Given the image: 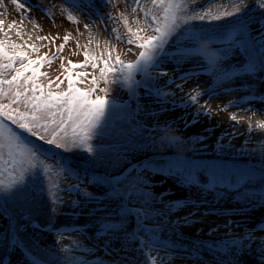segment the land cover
I'll return each mask as SVG.
<instances>
[{
  "label": "rangeland",
  "instance_id": "374dc122",
  "mask_svg": "<svg viewBox=\"0 0 264 264\" xmlns=\"http://www.w3.org/2000/svg\"><path fill=\"white\" fill-rule=\"evenodd\" d=\"M17 2L25 9L12 0L0 5L6 51L16 44L32 60L47 57L34 65L45 95L67 92L70 72L74 87L105 101L104 122L77 146L42 121L57 148L5 121L36 156L3 141L0 264H40L33 256L47 264H264L260 0H187L189 12L203 10L205 20L177 21L163 63L131 73L126 65L143 51L137 45L154 35L152 15L163 16L158 6L85 0L98 7L81 12L77 0ZM205 40L219 53L216 67L198 52ZM188 55L201 61L187 62ZM157 67L170 76L152 77ZM13 75L4 69L2 78ZM0 104L16 109L7 97ZM83 131L68 128V135L79 143ZM89 145L92 152L84 150ZM104 224L116 227L105 231Z\"/></svg>",
  "mask_w": 264,
  "mask_h": 264
},
{
  "label": "snow or ice",
  "instance_id": "6c2138e0",
  "mask_svg": "<svg viewBox=\"0 0 264 264\" xmlns=\"http://www.w3.org/2000/svg\"><path fill=\"white\" fill-rule=\"evenodd\" d=\"M111 0H105V3H110ZM140 0H134V3L139 4ZM153 6H158L163 11L162 17H157L152 15L151 23L149 27L152 28L154 35L150 36L143 43H139L137 46L143 51L139 54V59L135 63H130L126 65V68L131 73L133 70L138 68H143L147 72L149 69H153L154 66H158L163 63L164 58L167 53H165V45L168 43V39L175 34L176 29L179 27L177 21H182L184 24L189 23L193 20L204 21L207 13L203 10H193L191 13L188 9L187 0H148ZM3 0H0V5H2ZM12 3L18 8L25 9V5L18 3L17 0H12ZM79 11H83L87 8L90 12L93 11L94 7H98L95 3L89 4L85 0H77L74 5ZM260 6L264 7V0H260ZM66 11V9H62ZM137 13V8H131V14L135 15ZM145 16L147 17L149 13L145 11ZM69 20L73 17L69 15ZM102 19V18H101ZM218 19V17H217ZM153 24L155 25L153 27ZM3 25V21L0 20V26ZM13 25H9L12 28ZM88 27V24H85ZM131 31V30H129ZM17 36L20 35L19 32L16 33ZM41 40H46L47 37H37ZM192 38H199L196 33H192ZM68 36L64 37L67 41ZM129 44L135 43L134 40L129 39ZM32 50L36 51L35 45H32ZM64 45L59 46V51H62ZM12 54L6 51V44L4 40H0V98L7 97L10 104H15L16 109H12L10 106H5L0 104V163L3 162L2 153L4 148L3 141L8 140L10 149L16 147L23 149L30 153L33 157L36 156L34 149L28 147L19 135L11 127H9L5 121H9L11 124L16 125L20 130L29 133L32 136H36L38 139L44 140L48 144H55L57 148L61 147V143L57 142L56 139L48 138L49 125L47 123H42V121L51 120L54 127L51 128L52 133H56L57 129L63 133L62 141L67 144L70 140L72 143L77 144V146L84 144L87 140L94 137L98 129L102 126L104 122V105L105 101L101 98H97L95 101L89 98L88 92H82L80 89L74 87L75 81L73 80L72 74L69 72L65 77L68 81V91L58 94H53L51 91L45 95L43 87L37 83V78L40 73L34 65H39L42 60H46L47 57L32 60L28 55L19 51L16 44L11 45ZM87 59L88 53H84ZM207 55V54H206ZM55 59V57H53ZM205 59V58H204ZM20 61L19 68H13L16 61ZM27 61V63H24ZM51 60L48 63L51 64ZM117 62H119V57H117ZM71 63V61L69 62ZM207 64L213 67L217 66L214 56H208ZM72 68L84 67L82 64H72ZM63 67V65H62ZM95 67V64L93 65ZM14 70L15 75L11 79H4L3 70ZM25 72H31V76L24 75ZM155 79L159 76H170L167 72H162L158 70L151 71L149 73ZM180 79L187 81L190 79L188 74H184ZM59 80V77H57ZM151 80H149V83ZM175 81L169 79L168 83H174ZM7 86V89H5ZM181 91L183 86L181 84L176 85ZM51 84H49V89ZM39 93V94H37ZM197 96H191V101L195 103L197 101ZM210 103V101L206 102ZM23 105L24 111H20V107ZM31 112L32 115L28 116L25 113ZM232 120H237V117L233 115ZM264 126V125H262ZM68 128H71L72 133L76 134L81 129H83L82 139L77 143L73 136L68 135ZM41 129L44 130V134H41ZM251 130V129H249ZM5 132H7V137H5ZM85 151L92 152L93 148L91 145L84 148ZM11 155V150L9 152ZM35 167V166H33ZM3 186L0 185V188ZM10 190V189H9ZM116 227L113 224H104L102 228L106 231L108 229Z\"/></svg>",
  "mask_w": 264,
  "mask_h": 264
},
{
  "label": "clouds",
  "instance_id": "9594fccd",
  "mask_svg": "<svg viewBox=\"0 0 264 264\" xmlns=\"http://www.w3.org/2000/svg\"><path fill=\"white\" fill-rule=\"evenodd\" d=\"M211 44L212 42L210 40L202 41L198 47V52L203 58H205L206 62L208 56H214L216 63H218L220 60L219 53L214 48H212Z\"/></svg>",
  "mask_w": 264,
  "mask_h": 264
},
{
  "label": "bare ground",
  "instance_id": "6f19581e",
  "mask_svg": "<svg viewBox=\"0 0 264 264\" xmlns=\"http://www.w3.org/2000/svg\"><path fill=\"white\" fill-rule=\"evenodd\" d=\"M185 61V60H184ZM186 61L187 62H190V63H198L200 60L199 57L195 56V55H188L187 58H186Z\"/></svg>",
  "mask_w": 264,
  "mask_h": 264
}]
</instances>
